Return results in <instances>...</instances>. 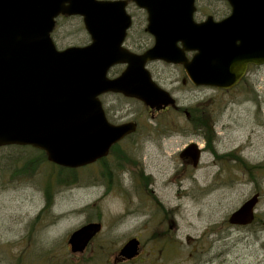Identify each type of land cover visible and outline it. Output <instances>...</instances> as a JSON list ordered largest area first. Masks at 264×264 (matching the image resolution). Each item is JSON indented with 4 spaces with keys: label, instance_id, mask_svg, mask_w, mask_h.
I'll return each mask as SVG.
<instances>
[{
    "label": "rangeland",
    "instance_id": "obj_1",
    "mask_svg": "<svg viewBox=\"0 0 264 264\" xmlns=\"http://www.w3.org/2000/svg\"><path fill=\"white\" fill-rule=\"evenodd\" d=\"M197 4L217 20L229 15L225 0ZM128 12L134 24L126 47L142 54L154 44L144 30L147 15L133 3ZM53 39L60 50L91 42L80 17L59 19ZM148 69L178 111L153 115L137 100L103 96L114 123L133 120L143 129L103 163L63 171L31 148L0 150V264H264V66L252 70L249 91L230 93L195 88L178 66L153 62ZM153 117L159 127L149 137ZM195 122L211 128L205 141L191 134ZM192 143L206 151L196 168L179 156ZM257 193L255 222L230 224ZM90 222H100L101 232L73 254L71 233ZM133 237L142 242L141 256L125 262L118 253Z\"/></svg>",
    "mask_w": 264,
    "mask_h": 264
},
{
    "label": "water",
    "instance_id": "obj_2",
    "mask_svg": "<svg viewBox=\"0 0 264 264\" xmlns=\"http://www.w3.org/2000/svg\"><path fill=\"white\" fill-rule=\"evenodd\" d=\"M131 1L147 12L146 31L155 39L143 54L124 47L133 25L126 0H0V148L32 146L64 168L85 167L137 128L111 124L102 95L122 94L157 110L176 104L154 82L148 63L182 65L195 86L223 90L235 88L250 65L264 66V0H226L229 17L202 23L194 19L196 0ZM60 16L83 18L91 43L59 51L51 34ZM187 53L195 54L190 60ZM117 65L126 69L110 79ZM181 158L196 167L201 150L191 144ZM258 198L246 201L230 223L251 225ZM101 229L91 223L75 231L72 253H83ZM139 247L131 239L120 256L132 260Z\"/></svg>",
    "mask_w": 264,
    "mask_h": 264
},
{
    "label": "flooded vegetation",
    "instance_id": "obj_3",
    "mask_svg": "<svg viewBox=\"0 0 264 264\" xmlns=\"http://www.w3.org/2000/svg\"><path fill=\"white\" fill-rule=\"evenodd\" d=\"M196 2H197V0H196ZM130 0H129V5H130ZM141 10V9H140ZM141 11H143V10H141ZM201 10H199V7H198V4H197V11H196V14H195V22L196 23H202V22H204V21H206V19H207V17H209V16H213L214 17V20L215 21H217V22H220V21H222V20H224L227 16H229L230 15V13H231V9H230V7H229V15H226L225 17H223V18H221L220 20H217L215 17L216 16H214V15H211V14H209V15H206L205 14V12L204 11H201V12H203V18H201V19H199L198 18V14H199V12H200ZM144 12V11H143ZM65 18V17H64ZM146 21H147V19H146ZM57 26H58V21H57V25H56V29H57ZM147 26V25H146ZM56 29L54 30V32L51 34V36H52V39H53V35L55 34V31H56ZM144 30H146V27L144 28ZM146 32V31H145ZM147 33V32H146ZM152 39H153V43H154V38L152 37ZM53 41H54V39H53ZM54 43H55V41H54ZM56 44V43H55ZM181 46V45H180ZM193 55L192 54H189L188 55V57L189 58H191ZM161 63H164V62H161ZM164 64H166V63H164ZM166 65H168V64H166ZM171 66H178V67H180V68H182L183 69V67L182 66H180V65H171ZM254 68H260L259 66H253V65H250L249 67H248V70H247V72H246V75L242 78V80H241V82L238 84V86H236L234 89H232V90H220V89H215V90H217V91H219V92H223V93H230V92H234L235 90H237L238 88H241L242 90H244V91H249L250 89H251V85L250 84H248V80H249V76H250V74H251V72H252V70L254 69ZM125 69V68H124ZM124 71V70H123ZM183 73H184V70H183ZM185 74V73H184ZM115 78V77H114ZM185 78H186V81L187 82H189L191 85H192V83L188 80V78H187V76L185 75ZM193 86V85H192ZM195 88H202V87H196V86H194ZM204 88H208V87H204ZM212 89H214V88H212ZM120 96V95H119ZM105 107V112H106V116H107V118H108V120L110 121V123H112V124H114V125H120V124H116V123H114L113 122V119H114V117L112 116V114L114 115V116H116V113H114V110H112V114H111V109L110 108H106V105H104ZM205 108V107H204ZM148 109V108H147ZM172 109H176L175 111H178L177 109L178 108H167V109H165V110H161V111H154V110H151V109H148V111L151 113H153V115H154V112L156 113L155 115H157V114H163V113H167L168 111H170V110H172ZM185 111V114H186V117L187 118H189V120H190V113H188L187 111L188 110H186V109H181V108H179V112L180 111ZM206 112L205 111H203V114H205ZM212 118H213V116H211ZM196 120V119H195ZM213 119H210L209 120V122H212V125L213 124H215V123H218L219 121H220V118H216L215 120H214V122L212 121ZM127 122H133V123H136L137 124V131H136V133L135 134H137V133H140V131H141V133L143 132V129H142V127L139 125V123H137L136 121H133V120H131V121H127ZM188 122H190V121H188ZM124 123H126V122H124ZM149 123H151V124H153L154 125V128H153V132H151L148 136L149 137H153V135L155 134V131H157L158 130V127H159V122L155 119V117H153V119L152 120H150L149 121ZM121 124H123V123H121ZM195 124H198V122H195ZM168 127H170V125L168 126ZM152 128V127H151ZM146 129H148L149 130V126H145L144 127V130L146 131ZM157 129V130H156ZM211 132V128L210 127H208L207 129H204V125L201 123V124H198V128H196V129H192L191 130V134L192 135H195V136H197V137H199L200 139H202L203 141H205V139H206V137L208 136V133H210ZM147 133H149V131L147 132ZM135 134H132V135H129V136H127L124 140H122L120 143H118V144H116L115 146H113V148H112V150H111V152L118 146V145H121L123 142H125V141H127V140H130L131 138H133L134 136H135ZM4 148V147H3ZM2 149V148H1ZM0 149V150H1ZM111 152H110V155H111ZM205 149H203L202 148V154H205ZM44 155V154H43ZM110 155L105 159V160H107L109 157H110ZM179 156H180V158H181V155L179 154ZM182 160H184V163H187L188 165L190 164V163H192V161H191V159L190 158H184V159H182ZM242 166V165H241ZM56 167V166H55ZM96 223H100V222H96ZM133 238H136V237H133ZM138 239H139V237H137ZM141 246H142V244H141ZM141 255V254H140ZM140 257V256H139ZM138 257V258H139ZM136 259H134V260H132V261H125V262H133V261H135ZM124 261V260H123Z\"/></svg>",
    "mask_w": 264,
    "mask_h": 264
},
{
    "label": "trees",
    "instance_id": "obj_4",
    "mask_svg": "<svg viewBox=\"0 0 264 264\" xmlns=\"http://www.w3.org/2000/svg\"><path fill=\"white\" fill-rule=\"evenodd\" d=\"M37 152H38V151H37ZM39 153H40V152H39ZM40 154H42V153H40ZM42 155H43V154H42ZM43 156H44V155H43ZM44 160L46 161V163H48L47 160L45 159V156H44ZM104 161H105V160H102L101 163H103ZM43 162H44V161H43ZM28 163H31V162H28ZM53 167H55V166H53ZM63 171H68V169H63ZM52 179H53V178H52ZM110 181H112V180H110ZM48 183H51V184H48V188H47V190L51 189V191L54 192V190H53L54 187L51 188V186H53V182H52V180H51V177H50ZM51 191H50V192H51Z\"/></svg>",
    "mask_w": 264,
    "mask_h": 264
},
{
    "label": "bare ground",
    "instance_id": "obj_5",
    "mask_svg": "<svg viewBox=\"0 0 264 264\" xmlns=\"http://www.w3.org/2000/svg\"><path fill=\"white\" fill-rule=\"evenodd\" d=\"M81 213H82V212L79 211V212H78V215H80ZM213 213L216 214V212H213ZM136 214H137V213H135L133 217H135ZM130 215H131V214H130ZM141 215H143V212H140V213H139V217H140ZM131 216H132V215H131ZM130 219H131V218H130ZM130 219H129V220H130Z\"/></svg>",
    "mask_w": 264,
    "mask_h": 264
}]
</instances>
